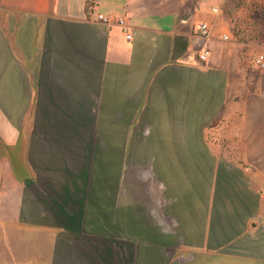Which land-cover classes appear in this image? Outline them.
<instances>
[{
	"label": "crops",
	"instance_id": "1",
	"mask_svg": "<svg viewBox=\"0 0 264 264\" xmlns=\"http://www.w3.org/2000/svg\"><path fill=\"white\" fill-rule=\"evenodd\" d=\"M263 51L264 0H0V264H98V233L80 228L88 181L74 158L86 156L85 140L36 130L24 170L25 114L35 128L39 115L52 130L55 115L65 125L72 115V128L142 131L129 144L239 147L221 157L238 162L221 185L201 163L212 155H187L204 181L175 177L174 230L166 222L156 240L149 229L148 241L189 243L198 264H264V69L253 61ZM45 154L58 168H40ZM55 186L62 202L54 190L38 200L40 187Z\"/></svg>",
	"mask_w": 264,
	"mask_h": 264
},
{
	"label": "rangeland",
	"instance_id": "2",
	"mask_svg": "<svg viewBox=\"0 0 264 264\" xmlns=\"http://www.w3.org/2000/svg\"><path fill=\"white\" fill-rule=\"evenodd\" d=\"M22 116V126L18 130L21 132L23 155L26 159L22 162L24 170L33 169V162L29 161V151L26 150H29L30 139L34 137L36 130L40 139L54 137L55 140L57 138L85 140L86 156L74 158L76 168L85 169L88 181L86 226L80 228L88 235L98 233V264H198L197 261L200 259L192 257L194 251L189 248V243L180 240L165 244L150 242L149 229L153 234L152 239L155 237L156 240L158 236L155 233L160 227L165 229L166 222L171 223V228L169 227L167 231L174 230L172 225L175 211L171 209L173 200H170L173 194L169 192L174 190L172 187L176 185L175 177H182L177 184L180 185L184 181L190 185L189 171H194L197 179L195 184L204 181L202 175L196 173L198 170L201 172L200 168H197L198 162L190 160L193 157L187 155L198 154L199 158L203 154L212 155L209 161L201 163L209 167L208 172L214 178V185H221L223 170L228 167L233 169V166L238 165V162H226L221 157L223 155L238 157L239 147L213 144L198 147L129 144L142 141L137 138L142 131L104 129L101 128L104 124L100 122L98 129H92L90 124L86 130L72 128L70 118L72 115H67L70 122L66 125L61 122L63 115H55L53 130L50 115H39L35 128L34 115ZM158 132L151 131V135L158 136ZM217 134L218 132H214V135ZM130 135L134 137L133 140H129ZM165 154L168 156L166 158L163 156L165 160L161 161V155ZM175 158L182 160H167ZM55 159L58 161H54L53 167V161L47 158L46 154L43 155L41 160L43 163L40 164L44 166L40 165V168L51 170L58 168L61 161ZM241 163L246 166L254 165L248 162ZM93 180L96 183L94 186L90 184ZM24 190L29 191V187ZM48 190L45 187L38 189L37 197L40 202L50 200L53 190L56 203L63 201L65 191L62 188L55 186L54 189L51 187ZM94 198L98 201L96 225L93 222L97 217L92 215L95 207ZM160 221L164 224L162 225Z\"/></svg>",
	"mask_w": 264,
	"mask_h": 264
},
{
	"label": "built area",
	"instance_id": "3",
	"mask_svg": "<svg viewBox=\"0 0 264 264\" xmlns=\"http://www.w3.org/2000/svg\"><path fill=\"white\" fill-rule=\"evenodd\" d=\"M97 19L102 20L104 22H110V17L108 15H104V14H98ZM118 22L120 24L124 23V21L122 19H119ZM199 28H200V31H201V36L203 38H207L210 35V27L208 26V24H206V23L200 24ZM126 37L129 39L131 37V35L130 34H126ZM224 38L227 39L228 36L225 35ZM209 55H210V49H209L208 45H204L203 49L199 53V58L201 60H206V59H208ZM253 61H254V64L258 68L264 69V51L259 53V54H256L253 57Z\"/></svg>",
	"mask_w": 264,
	"mask_h": 264
}]
</instances>
